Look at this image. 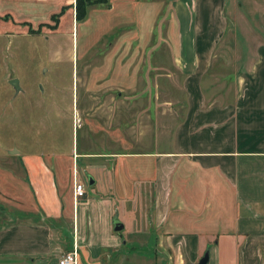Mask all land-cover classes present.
<instances>
[{
    "label": "crops",
    "instance_id": "0c3cea01",
    "mask_svg": "<svg viewBox=\"0 0 264 264\" xmlns=\"http://www.w3.org/2000/svg\"><path fill=\"white\" fill-rule=\"evenodd\" d=\"M168 1L112 0L132 24L84 93L117 89L120 102L115 123L83 125L115 149L0 151V264H58L74 246L77 264H152L153 242L164 264L206 250L208 264H264V0ZM75 172L88 182L79 199Z\"/></svg>",
    "mask_w": 264,
    "mask_h": 264
},
{
    "label": "rangeland",
    "instance_id": "374dc122",
    "mask_svg": "<svg viewBox=\"0 0 264 264\" xmlns=\"http://www.w3.org/2000/svg\"><path fill=\"white\" fill-rule=\"evenodd\" d=\"M169 1L171 4L172 0ZM74 3L75 0H39V3L0 0L1 152L11 147V150L30 155L55 151L75 157L84 151L95 153L102 149H115L102 132H87L83 121L93 118L94 125L95 121L103 122L105 126L115 123L112 115L120 102L117 89L86 94L85 80L90 73H94L96 66L103 64L105 56L111 64L114 42L132 23L118 24L117 13L111 11L112 0L110 8L91 6L87 18L76 22ZM64 5L67 8L58 26L54 29L46 26L53 24L51 13L59 11ZM246 10L248 8L245 7L239 12L238 19L244 22L245 27L247 22V27L249 24L254 27L255 20L246 15ZM24 22L34 30L40 24L43 26L38 32H29ZM236 25L240 42L239 35L244 27L239 28L238 20ZM12 78L18 79L20 90L16 91L9 83ZM123 94L127 96L129 93ZM123 99L127 100L126 97ZM137 103L136 110H142L145 99H139ZM77 167L79 173L84 169L79 164ZM87 184L84 179L88 188ZM96 188L97 185L93 186L92 192ZM150 202L149 198L147 203ZM122 204L120 201L113 213L119 214V220L124 221ZM119 233L125 236L127 229ZM152 245L155 250L151 255L152 264H164L163 258L167 255L159 251L154 242ZM121 252L127 258L129 244ZM141 259L147 260L143 256Z\"/></svg>",
    "mask_w": 264,
    "mask_h": 264
},
{
    "label": "trees",
    "instance_id": "16d2710c",
    "mask_svg": "<svg viewBox=\"0 0 264 264\" xmlns=\"http://www.w3.org/2000/svg\"><path fill=\"white\" fill-rule=\"evenodd\" d=\"M91 6H102L106 8H110V0H75L74 3V18L76 22H82L87 18L88 10ZM67 6H62L60 10L56 13H53L50 15V20L53 22V24H46V26L50 28H56L59 23L60 17L65 12ZM25 25H28L29 32H38L40 28L43 26V24H40L39 27L34 30L32 26L29 23H25Z\"/></svg>",
    "mask_w": 264,
    "mask_h": 264
},
{
    "label": "built area",
    "instance_id": "2783aa9c",
    "mask_svg": "<svg viewBox=\"0 0 264 264\" xmlns=\"http://www.w3.org/2000/svg\"><path fill=\"white\" fill-rule=\"evenodd\" d=\"M73 196L79 199L85 196L84 183L79 181L76 177V172L73 176ZM78 263V249L76 246L73 249L65 252L58 260V264H77Z\"/></svg>",
    "mask_w": 264,
    "mask_h": 264
},
{
    "label": "water",
    "instance_id": "95a60500",
    "mask_svg": "<svg viewBox=\"0 0 264 264\" xmlns=\"http://www.w3.org/2000/svg\"><path fill=\"white\" fill-rule=\"evenodd\" d=\"M9 83L12 85V87L18 91L20 90L19 84H18V79L17 78H12L9 80ZM17 152V150L13 149L11 150V153ZM88 180H89V184L93 183L92 178L88 175ZM113 228L116 231L122 230L124 228V225L121 223V221L117 218V216L115 215L113 218ZM209 262V251L206 250L203 254V256L200 258L198 264H208Z\"/></svg>",
    "mask_w": 264,
    "mask_h": 264
}]
</instances>
